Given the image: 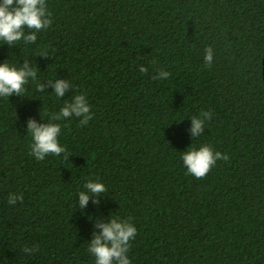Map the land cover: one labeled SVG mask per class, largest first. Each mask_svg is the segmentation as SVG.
<instances>
[{
  "label": "trees",
  "instance_id": "trees-1",
  "mask_svg": "<svg viewBox=\"0 0 264 264\" xmlns=\"http://www.w3.org/2000/svg\"><path fill=\"white\" fill-rule=\"evenodd\" d=\"M46 4L53 23L35 44L0 39V64L37 70L22 96L0 97V264H95L93 234L112 218L137 228L131 264H264V0ZM78 94L88 125L52 121ZM29 119L60 124L66 153L31 156ZM205 145L229 160L197 179L182 156ZM89 180L107 192L88 193Z\"/></svg>",
  "mask_w": 264,
  "mask_h": 264
},
{
  "label": "clouds",
  "instance_id": "clouds-1",
  "mask_svg": "<svg viewBox=\"0 0 264 264\" xmlns=\"http://www.w3.org/2000/svg\"><path fill=\"white\" fill-rule=\"evenodd\" d=\"M52 13L48 10L46 0H0V39L7 45H14L19 41L25 44H35L37 33L46 31L53 21ZM26 31L28 34L26 35ZM48 56L46 53L42 54ZM213 49H205V66L211 67L213 63ZM155 64V61H153ZM141 73L147 74L148 68L140 67ZM169 72H161L162 79L170 77ZM37 70L25 63L23 67H12L7 62L0 64V97H12L13 95L22 96L26 91L25 86L31 81H36ZM154 79H157L154 77ZM55 89V95L63 98L69 90V84L65 80L56 79L48 81ZM36 90L43 92L44 84H37ZM65 105L59 113L51 115L52 121L69 119L73 115L80 119L81 126H87L93 119V113L90 105L87 103L84 95H76L71 103L65 102ZM200 116L206 117L208 121L212 119V114L202 111ZM191 132L194 137L199 138L204 130L205 121L198 117H192ZM28 133L32 137L30 145V155L38 161H44L49 155L56 157L66 153V148L59 143L61 134V125L57 123L38 124L34 119L28 121ZM68 160V156H64ZM184 166L188 174L197 179H204L216 165L217 161H228L229 156L219 151H214L210 146H202L198 150L193 146L182 156ZM84 187L88 193L99 196L107 192L103 183L92 182L89 180ZM84 191L79 192V207L84 209L90 199V195ZM23 195H12L8 197V203L15 205L19 200L23 202ZM94 204L99 201L93 200ZM130 219L120 220L112 218L111 222L100 223L98 228L102 229L99 233H94V238L90 244L89 252L95 257V264H131L127 253L131 248V241L137 236V228L130 223ZM26 254H31L33 249L25 248Z\"/></svg>",
  "mask_w": 264,
  "mask_h": 264
},
{
  "label": "water",
  "instance_id": "water-1",
  "mask_svg": "<svg viewBox=\"0 0 264 264\" xmlns=\"http://www.w3.org/2000/svg\"><path fill=\"white\" fill-rule=\"evenodd\" d=\"M262 78L264 82V52H263V58H262Z\"/></svg>",
  "mask_w": 264,
  "mask_h": 264
}]
</instances>
